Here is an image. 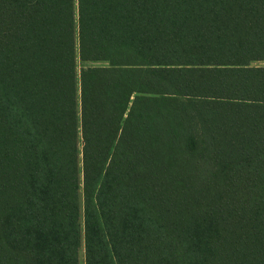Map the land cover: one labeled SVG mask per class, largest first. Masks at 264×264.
<instances>
[{
    "label": "trees",
    "instance_id": "trees-1",
    "mask_svg": "<svg viewBox=\"0 0 264 264\" xmlns=\"http://www.w3.org/2000/svg\"><path fill=\"white\" fill-rule=\"evenodd\" d=\"M264 0H0V264H264Z\"/></svg>",
    "mask_w": 264,
    "mask_h": 264
},
{
    "label": "rangeland",
    "instance_id": "rangeland-1",
    "mask_svg": "<svg viewBox=\"0 0 264 264\" xmlns=\"http://www.w3.org/2000/svg\"><path fill=\"white\" fill-rule=\"evenodd\" d=\"M252 65H261L264 66V61H255L253 63H251ZM79 259H80V263L79 264H83L82 259H83V250L82 248L80 249L79 252Z\"/></svg>",
    "mask_w": 264,
    "mask_h": 264
}]
</instances>
